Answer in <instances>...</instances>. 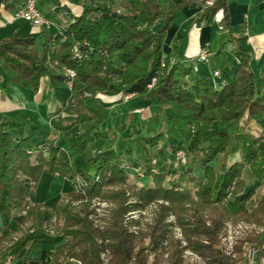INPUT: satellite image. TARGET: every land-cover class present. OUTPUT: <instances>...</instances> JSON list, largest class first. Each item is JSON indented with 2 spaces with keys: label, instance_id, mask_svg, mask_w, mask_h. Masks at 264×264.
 I'll return each mask as SVG.
<instances>
[{
  "label": "trees",
  "instance_id": "trees-1",
  "mask_svg": "<svg viewBox=\"0 0 264 264\" xmlns=\"http://www.w3.org/2000/svg\"><path fill=\"white\" fill-rule=\"evenodd\" d=\"M25 1L0 0V15L2 11L21 9ZM228 2L215 0L200 12L195 25L200 26L205 16L212 20L220 11L221 24L228 28ZM191 4L182 2L167 15L155 0H128L123 12H115L104 4L83 6L71 24L59 29L61 34L58 30L46 34L40 52L35 49L36 38L32 36L15 33L0 40V68L6 76V84L0 89L6 93L11 91L12 84L37 92L45 76L53 88H64L69 93L62 71L66 67L75 72L72 91L76 97L97 93L110 97L136 95L159 107L145 125L128 126L130 132L124 145L134 139L140 149L138 157L133 155L132 149H125L127 154L134 156L128 159L112 147L94 153L88 149L95 140L115 139L118 132L127 128L124 123H116L110 133L105 128L106 120L89 110L73 114L69 113L71 108L63 106L55 111L56 118L50 128H33L32 134L13 131L0 112V215L12 217L13 210L25 211L24 223L31 222L30 227L41 228L42 224L34 218L41 206L30 205L27 197L34 192L42 175L62 174L72 186L66 194V205L62 209L53 207L56 216L53 230L65 237L64 244L51 255L55 264H61L60 260L71 264L70 259L80 264H103L97 242L99 237L87 219L88 204H84L94 198L117 205L109 226L101 234L103 240L108 241L114 264H147L142 240L126 231L122 219L126 212L153 202L163 201L168 206L160 207L162 211L149 232L148 248L152 251L166 237L168 225L164 223V210L187 212L186 207H189L191 213L181 226L188 246L206 264H236L218 247L224 221L252 224L262 228L261 233H264V199L247 208L246 204L256 193L253 190L244 192L242 179L245 168L256 179H262L264 135L255 137L238 126L242 120L246 124L253 121L264 133V76H255L247 61L242 60L220 89L205 78L185 81L192 74V68L170 63L163 55L162 45L173 13ZM157 20H162L163 24L154 32L150 28ZM74 46L81 51L79 58L72 53ZM18 122L31 123L24 118H18ZM77 125L80 133L67 138V142L72 149L84 153L86 163L96 166L93 176L80 173L69 161L61 162L57 157L59 146L49 139L51 131L61 134ZM190 125L206 145L198 163L204 170L203 180L195 189L192 187L193 169L181 167L178 173L180 168L172 165L175 153L186 149L183 140L168 148L164 163L158 164L156 156L150 154L162 151L165 141L162 128H171L189 139ZM161 142V148L153 150ZM234 154H238L240 160L229 164L228 159ZM141 157L149 160L142 164ZM54 167L58 169L53 171ZM130 167H141L143 177L152 181V186L130 184L131 176L127 171ZM216 172L222 178L215 193ZM230 192L239 195L240 209L235 212L226 206ZM126 193L134 197L129 205ZM260 235L251 239L259 247L255 264H264V248L261 247L264 236ZM18 241L7 246L8 236L0 237V264L12 254L9 251Z\"/></svg>",
  "mask_w": 264,
  "mask_h": 264
},
{
  "label": "crops",
  "instance_id": "crops-1",
  "mask_svg": "<svg viewBox=\"0 0 264 264\" xmlns=\"http://www.w3.org/2000/svg\"><path fill=\"white\" fill-rule=\"evenodd\" d=\"M128 0H36V7L44 18L50 20L53 25L49 29L33 28L21 19L14 18L15 10L2 11L0 15V40L9 38L13 34H21L36 38L35 49L40 52L43 39L47 33L71 24L81 13L83 6H95L104 4L111 6L115 12L124 10ZM145 1V0H140ZM160 6V10L167 15L173 8L182 2H192L188 7H182L173 13V21L168 25L165 39L162 45L164 57L170 63H180L192 68V75L185 78V81L192 82L196 77L205 78L212 81L216 89H220L231 78L234 67L242 60H246L249 68L255 76H264V0H229V27L224 28L221 24L220 16H215L208 20L205 16L200 26L195 25L200 12L205 5L194 0H155ZM163 22L157 20L152 24L151 30L158 31ZM202 49L209 52L208 63H201L197 57ZM219 71L220 75L213 79V74ZM6 76L0 68V87L5 86ZM70 94L64 88H53L47 76L42 78L41 86L37 92L23 89L16 85H11V91L6 93L0 89V112L4 115L9 126L15 132L32 134L33 128L51 127L50 116L54 115L57 109L66 105L70 99ZM98 98H90L87 109L104 118L107 122V130L112 133L116 123H124L127 128L123 132H118L115 139H110L107 144L95 140L89 144L88 149L93 153L104 151L112 147L117 153L118 150L130 148L135 151L134 139L124 145V140L129 134L128 126L133 124L145 125L151 115L158 112L156 103L146 98L107 97L98 95ZM18 118L29 120L30 124L18 122ZM42 123V124H41ZM246 126L251 130L260 132L261 129L255 122L251 121L247 125L243 120L238 126ZM166 128H162L164 132ZM195 132V131H194ZM80 133L79 126H74L67 132L58 134L51 131L49 139L59 146L57 154L61 162L69 161L78 170H83L81 165H73L70 153L83 158V153H78L72 149L67 138ZM196 133V132H195ZM195 133L189 135L188 143L195 139ZM197 137V136H196ZM200 139H198L199 141ZM201 145L204 146L202 143ZM160 147V146H159ZM121 148V149H120ZM137 150V148H136ZM186 150V149H185ZM187 151V150H186ZM238 154L229 157V164L239 161ZM58 168L54 167L53 171ZM250 170L245 168L243 171ZM243 173V172H242ZM50 176L64 177L59 173H51ZM243 178V177H242ZM245 191L254 189L257 197L264 198V175L258 180L252 176L245 180ZM37 188V187H36ZM36 189L27 197L30 205L38 204L41 208L35 212L34 218L42 224L41 228L30 227L31 222H25V215L18 210L12 211V217L0 215V237L8 236L7 246L19 239L9 253L14 256V264H55L51 259L56 248L64 244L65 237L57 234L53 230L56 220L53 207L58 208V203L48 205L44 198L36 196ZM37 197V198H36ZM240 209L238 202H232L231 212ZM11 239V240H10Z\"/></svg>",
  "mask_w": 264,
  "mask_h": 264
},
{
  "label": "rangeland",
  "instance_id": "rangeland-1",
  "mask_svg": "<svg viewBox=\"0 0 264 264\" xmlns=\"http://www.w3.org/2000/svg\"><path fill=\"white\" fill-rule=\"evenodd\" d=\"M205 5V3H204ZM127 7V6H126ZM205 7H207L205 5ZM124 10H121L120 12H123ZM215 16L222 17L221 12H217ZM192 75V74H191ZM190 75V76H191ZM213 79H216L214 76H212ZM154 84V80L151 85L148 87L151 88ZM70 99L67 101L65 106H68L72 109L69 113H75V112H88L87 110V103L90 98L96 99L99 95H105L101 93H97L95 96H89L84 95L82 98L76 97L74 91H70ZM107 96V95H105ZM109 97V96H107ZM125 99L130 98H139L136 95H126L124 96ZM90 102V101H89ZM56 116L52 115L50 116L49 123L52 125L53 121L55 120ZM42 124V123H41ZM247 125L246 123H244ZM259 127V126H258ZM166 128V127H165ZM234 128V127H233ZM260 132H257L255 130H251L253 132V136L259 137L264 135L262 128ZM240 130H246V126L243 125V127H240ZM249 131V128H247ZM189 131L191 134H194L196 131L193 128V125L189 126ZM195 131V132H194ZM165 136V141L162 143H159L153 150H157L161 144H163L161 148V152L152 151L153 153H150L152 156H156L155 159L157 160V163H164L166 162L168 158V148L176 145L180 141H184L185 148V163L182 166H179L180 168L178 170V173L184 169L192 168L193 172L192 175L194 176V182L192 184V187L195 189L198 186V183L203 180V169H200L198 167V163L200 159L204 156L205 147L206 145L202 144V142L199 139L198 132L195 133V139L191 138L192 143H188V139L179 136L173 129L166 128V130L163 132ZM112 138H108L107 140H101L100 142H104L105 145L107 144V141H109ZM111 141V140H110ZM134 146L137 148L134 149L133 155L138 157L140 149L138 146L134 143ZM121 149V148H120ZM119 155H123L124 157L131 158L134 156H131L126 153L125 149L118 150ZM79 153V151H77ZM82 153V152H80ZM84 154V153H83ZM128 155V156H127ZM70 156L73 161V165H81L83 167V170L79 171L83 174H88L90 176H93L96 171V166L89 165L86 163V161L83 158H79L78 156H75V153H70ZM149 159L140 158V162L142 164L147 163ZM229 161V159H228ZM238 162V161H236ZM235 163V162H234ZM217 164V161L212 163V165L215 167ZM233 164V163H232ZM141 167H130L128 173L130 174L131 178L129 180L130 184H136L137 186H152V181H150L147 177H141L137 174L136 170ZM142 170V169H141ZM143 172V171H142ZM215 185L213 187L214 192L216 193L220 182H221V174L219 172H216L215 176ZM242 177L246 179L252 178L251 173L248 170L243 171ZM242 178V179H243ZM244 180V179H243ZM245 182V181H244ZM81 182H79L80 184ZM72 189L71 184L66 179V177H56V176H50L49 174H44L40 178V181L36 188V196L40 198H44L45 203L48 205L56 204L57 201L61 200L63 197V194H67ZM253 190L254 189H249ZM248 191V190H247ZM244 192L245 189H244ZM255 192V191H254ZM129 193H126L127 202L126 204H130L134 202V197L129 196ZM37 198V197H36ZM64 199L58 203L57 209H62L66 203L67 200ZM239 195H232L231 192L227 196L226 200V206L228 209H231L232 202H238ZM264 199L263 197H253L252 201L248 204H246V207H253L257 205V203ZM80 203H77L76 205H79ZM84 204H88L87 209V219L92 223V227L96 230L98 237L97 242L99 244L100 248V260L103 264H114V259L112 258L110 248L108 246V241L103 240V237L101 234H103L104 230L109 226L110 219L113 218L114 211L117 210V205L115 203L102 201L100 199L94 198L90 201H85ZM240 204V203H239ZM161 206H168L166 202L158 201L150 203L147 206H144L142 208H139L135 211H129L126 212L123 215L122 224L126 231L129 234H132L136 237H138L140 240H142V246L146 248L144 250V255L146 256V263L147 264H206L204 259L200 257L198 253L192 250L188 246V242L185 238V234L183 231V228L181 226V222L187 218L190 215L189 207H186V211H177L174 212V210L171 211H165L164 213V223L167 224V233L164 240H162L161 243H159L156 246L155 251H152L148 247L150 246V235L149 232L152 229V226L155 224L156 219L158 218L160 211L162 209ZM85 214V213H83ZM207 213L205 212V219H206ZM262 232V228L257 227L252 224H247L243 222H237L233 220H226L224 221L223 228L221 229L219 235H218V247L223 252L224 255L230 257L232 260L236 262V264H245L246 262V252L248 249H253L256 252V262L258 257V251L259 247L251 242V239L254 238V235L261 234L260 236L263 237L264 233ZM264 243V242H263ZM262 243V245H263ZM261 245V247H262ZM138 246V245H137ZM263 248V247H262ZM71 264H80L78 261L74 259L69 260ZM61 264H66L63 260H60Z\"/></svg>",
  "mask_w": 264,
  "mask_h": 264
},
{
  "label": "built area",
  "instance_id": "built-area-1",
  "mask_svg": "<svg viewBox=\"0 0 264 264\" xmlns=\"http://www.w3.org/2000/svg\"><path fill=\"white\" fill-rule=\"evenodd\" d=\"M215 0H205L206 6H211ZM14 18L21 19L31 25L33 28H44L49 29L53 23L44 18L43 15L40 13V11L36 7V0H26L23 7L21 9H18L14 12ZM58 32L61 34V32L58 30ZM72 53L75 57H80L81 51L77 46H74L72 48ZM209 52L206 49H202L199 53L197 60L201 63H208L209 58ZM63 74L66 76V88L69 91H72L74 87V78H75V72L69 68L63 67L62 68ZM220 75L219 71H216L213 76L217 78ZM153 164L155 161L152 162ZM185 163V153L182 150H178L175 153V158L173 160V167L178 168L179 166H182ZM137 174L141 177H143V172L140 168L136 170ZM22 214L25 215V211H22ZM264 248V243L262 245ZM256 252L253 249H248L245 255L246 262L245 264H255L256 262ZM2 264H14V256L12 254H8Z\"/></svg>",
  "mask_w": 264,
  "mask_h": 264
}]
</instances>
